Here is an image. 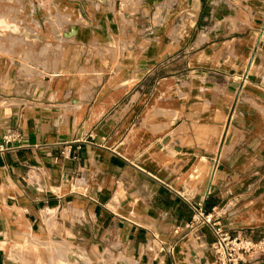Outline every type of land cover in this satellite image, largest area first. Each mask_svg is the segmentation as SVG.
I'll return each instance as SVG.
<instances>
[{
	"label": "crops",
	"instance_id": "obj_1",
	"mask_svg": "<svg viewBox=\"0 0 264 264\" xmlns=\"http://www.w3.org/2000/svg\"><path fill=\"white\" fill-rule=\"evenodd\" d=\"M0 19V264H219L216 224L264 237V0Z\"/></svg>",
	"mask_w": 264,
	"mask_h": 264
},
{
	"label": "built area",
	"instance_id": "obj_2",
	"mask_svg": "<svg viewBox=\"0 0 264 264\" xmlns=\"http://www.w3.org/2000/svg\"><path fill=\"white\" fill-rule=\"evenodd\" d=\"M119 6H124V0H118ZM17 140L14 132L8 131L4 136V144ZM195 209V222L209 221L203 208L198 205ZM215 239L211 245L215 261L219 264H240L246 257L264 254V237L257 240L251 237L232 235L224 225L216 224Z\"/></svg>",
	"mask_w": 264,
	"mask_h": 264
},
{
	"label": "rangeland",
	"instance_id": "obj_3",
	"mask_svg": "<svg viewBox=\"0 0 264 264\" xmlns=\"http://www.w3.org/2000/svg\"><path fill=\"white\" fill-rule=\"evenodd\" d=\"M2 23H3V21L0 19V25H2ZM12 35H13V33L11 30L6 29V28H0V42L4 43L8 40V38H10L11 42H13Z\"/></svg>",
	"mask_w": 264,
	"mask_h": 264
}]
</instances>
